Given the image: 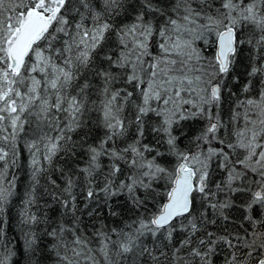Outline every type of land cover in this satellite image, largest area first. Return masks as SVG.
Returning <instances> with one entry per match:
<instances>
[{
  "label": "snow or ice",
  "instance_id": "6c2138e0",
  "mask_svg": "<svg viewBox=\"0 0 264 264\" xmlns=\"http://www.w3.org/2000/svg\"><path fill=\"white\" fill-rule=\"evenodd\" d=\"M0 264H264V0H0Z\"/></svg>",
  "mask_w": 264,
  "mask_h": 264
}]
</instances>
